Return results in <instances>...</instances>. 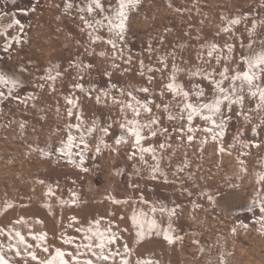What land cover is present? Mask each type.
Segmentation results:
<instances>
[{"label": "rangeland", "instance_id": "374dc122", "mask_svg": "<svg viewBox=\"0 0 264 264\" xmlns=\"http://www.w3.org/2000/svg\"><path fill=\"white\" fill-rule=\"evenodd\" d=\"M68 2L0 0V11L8 13L0 15V32L6 30L9 38L18 34V27L6 28L18 19L24 25L23 36L26 38V42L13 44L9 52L5 53L3 48L6 40L0 35V72L22 81V86L12 97L6 94L0 99V229H4L0 233V250L11 264H24L23 259H15L14 253L8 251L9 243L15 244V239L9 238V230L19 231L28 242L27 233H47L49 228L54 232L53 223L60 224L67 220L77 207L89 206L81 215L84 218L90 213L100 215L112 212L115 218L120 214L123 221L131 225L133 211L137 214L144 211L164 231L171 225V235L179 238L174 243L166 241L162 232H154L144 244H138L142 245L139 253L161 254L163 264H264V224L260 222L258 198L264 184L257 182L259 176H264V143L252 147L245 156L240 155L239 146L229 147L238 130L244 128L241 139L264 141V129H261L259 138L252 137L251 126L245 127L242 118L235 116V107L228 134L224 137V147L228 151L223 154L218 144L203 131L196 130L195 138L189 142L186 131L181 136L178 131L172 130L180 126L186 128V121L162 120L169 132L145 140L144 146L156 149L160 167L167 173V182L163 177L151 180L149 168L138 156L135 160L127 159L128 153L132 151L130 137L127 144L120 146L119 154L105 150L102 155L95 156L94 152H89L86 164L92 171L88 174L67 164L55 152L61 140H66L68 126L77 123L76 116L79 114L74 111L71 119L67 117L69 106L64 96L73 94L71 88L77 82L83 83L85 89L95 87L99 92L108 84L103 72L112 62L109 59L112 56L110 45L103 42L91 44L89 30L80 19L81 15L91 19L87 12L78 10L80 6L86 5L87 0H71L72 9L66 8ZM102 3L107 7L108 3L114 5L115 0H102ZM95 15L99 16V12ZM236 17L241 18V24L234 28V34L216 37L217 31L226 25L227 20ZM254 21L258 27L254 37L257 42L253 48L259 50L262 47L259 41L264 39V0H140L138 6L130 10L127 25L124 54L128 55L130 51L132 62L125 64L116 60L115 63L120 67L112 70L111 83L124 87L125 93L133 91L143 100L145 94L134 90L149 87L150 91L159 92L163 86L161 77L164 83L168 82L173 56H167L168 69L163 72L149 73L148 67L162 69L158 58L174 52L175 66L181 69L177 73V82L182 83L186 90L193 83L203 84L206 92H209L211 89L206 81L189 78L186 74L188 69L203 67L197 60L198 49L213 39L221 43L230 40L236 45L238 57L247 50L240 48V42L244 45L249 43L252 37L248 29ZM98 34L108 38L106 31ZM120 47L125 45L121 44ZM101 52L105 53V57L100 56ZM141 59L145 65L144 76L140 75ZM82 62L91 63L94 67L85 70L84 79L78 81L75 79V65ZM235 63L233 61L229 65L230 69ZM50 65H58L62 76L56 81L55 91H50V82L44 84L41 91L37 85L43 82L42 77ZM210 67H216L215 61ZM244 67L240 64L239 69L243 71ZM148 75L153 76L151 84L147 83ZM0 90L7 93V89L2 86ZM95 94L88 99L79 91L74 93L79 97L84 125L90 126L95 120L98 126L91 138V145L94 148L98 140L104 138L110 148L115 147L113 141L121 131L119 106L112 105L110 101L107 106L103 102L97 105ZM32 96L37 99H30ZM16 97L27 102L21 103ZM124 98L128 99L127 95ZM164 99L170 104L176 103L169 93H165ZM160 102L157 96L155 103ZM255 103V100L246 97L245 111L254 108ZM152 107L155 113V105ZM159 115L164 116L163 113ZM252 116L256 118L264 116V113L253 112ZM128 118L132 119L130 112ZM148 118L147 114L142 113L139 119L145 121ZM108 123H112L111 134L102 137L99 127ZM192 127L197 129L207 125L197 118ZM71 131L73 135H78L75 128ZM166 136L169 137V146L160 149L159 145L165 142ZM49 147L53 149L50 158L43 157L37 151L38 148ZM145 159L149 165L154 163L150 155H146ZM240 160L244 163L241 164ZM177 168L183 171L177 172ZM244 168L246 172L242 170ZM117 170L124 174L115 175ZM40 180L44 184L39 183ZM133 184L139 186L135 191L129 187ZM49 186L53 187L55 196L45 194ZM71 191L78 194L80 203L65 205L61 209L57 198L69 200ZM140 193L150 204L138 203ZM204 193H212L216 203H209ZM111 196L127 198L128 203L122 206L112 204ZM49 203L54 215L45 207ZM153 204L157 208L154 214L151 212ZM196 204L200 207L193 211V205ZM161 205L167 209L179 207L176 215L169 218L167 211H160ZM20 247L23 251V245Z\"/></svg>", "mask_w": 264, "mask_h": 264}, {"label": "snow or ice", "instance_id": "6c2138e0", "mask_svg": "<svg viewBox=\"0 0 264 264\" xmlns=\"http://www.w3.org/2000/svg\"><path fill=\"white\" fill-rule=\"evenodd\" d=\"M140 0H115V4L108 3L107 7L102 3V0H87L85 6H80L78 10L81 13L87 12L91 19H86L85 16L81 15L80 19L83 22L86 29H88V37L91 44L97 42H103L110 45L112 49V56L109 58L112 62L109 68H106L103 72L108 84L106 87L100 89L97 92L95 87H89L85 89L83 83H74L71 88L73 94L65 95L64 101L69 106L67 109V117L71 119L73 117L74 111L79 113L76 116L77 123L74 125H69V134L66 140H61L60 145L55 149V152L60 158H63L67 164L72 165L79 169L81 173L88 174L92 171L86 164L88 153L94 152L95 156H100L105 150L111 151L113 154H119V149L122 144H127L129 137L132 140L131 148L132 151L128 153L127 159L135 160L138 156L139 160L145 164L150 170L149 178L153 181L160 177L164 178L167 182V173L162 171L160 167V158L157 156L156 149L153 146H144V141L152 138L155 139L158 135L167 134L169 128L163 126L162 120L166 119L168 122L172 121H186L187 127L180 126L178 128H173V131H178L181 136L184 135L185 131L188 133V141L191 142L195 138V131H203L210 135L211 139L218 144V148L221 154L228 151L224 147V137L228 134V125L233 120V108H236L235 116L237 118H242L244 126H251L252 137L259 138L261 135V129H264V116H258L254 118L252 116L253 112L264 113V39L260 40L259 43L262 45L261 49L255 50L253 45L257 42L255 37V30L258 27L257 23L254 21L248 32L250 34V40L247 45L240 42V48L247 49L241 52L237 57L236 45L230 40H225L222 43L213 39L207 42L205 45L198 49L197 60L203 67H195L186 70V74L189 78H197L202 81H206L210 86V91L206 92L205 86L203 84H191L190 89L186 90L182 83L177 82V73L181 71L175 66V53H169L158 58V62L163 65L162 69L148 67V72H163L168 69L167 56L172 55L174 59L173 67L171 68L168 75V82L164 83L163 77H161L162 87L159 92L150 91L149 87H140L134 91L137 93L145 94L143 100L139 99L137 95L133 94V91H128L125 93L124 87H118L117 84L111 83L112 70L118 69L119 64L115 63L116 60H121L125 64H131L133 56L131 52L125 55L126 51V33L128 31V21L130 10H134ZM171 7V5H169ZM73 4L71 0L66 3L67 9H72ZM35 9H33L34 11ZM179 11V9H177ZM99 12V16L95 13ZM0 11V15H7ZM241 24V18L236 17L227 20L224 27H221L217 33L216 37L221 34L229 36L234 34V28ZM13 27L19 28V33L14 34L10 38L8 37L7 31L0 32V35L5 37L6 43L4 45L3 51L5 53L9 52L13 44L20 45L26 42V38L23 36L24 25L16 19L11 24L6 26L7 29ZM101 31H106L108 33V38L99 35ZM163 43V40H161ZM124 44L125 47H120ZM149 50L151 51V45H149ZM206 53V57H205ZM101 57H105V53H100ZM215 61L216 67H210L212 62ZM233 61L236 63L230 69L229 65ZM240 64H243L244 70L239 69ZM223 65V67H219ZM77 67L76 80L82 81L84 79L85 70H91L94 66L91 63H81L75 65ZM140 75L144 76L145 65L143 60L139 61ZM219 68V71H217ZM24 69H21L23 71ZM127 70V69H126ZM231 72V74H230ZM62 76L58 65H50L44 77H42V83L37 85V87L42 91L44 84L50 82V91L56 90V81ZM147 83L151 84L153 82V76L148 75L146 77ZM227 85V86H226ZM0 86L7 89V93L0 90V99H3L7 94L8 97H12L15 91L22 86V81L16 79L14 76L6 75L0 72ZM79 91L84 94L88 99H91L93 94H95V103L100 105L102 102L105 106L108 105L109 101L112 105L119 106V111L122 116L120 121V133L114 139L113 144L115 147L109 146L106 139L101 138L95 144L94 148L91 145V138L94 133L97 132L96 121L93 120L90 126L84 125L83 111L79 106V97L75 96L74 93ZM165 93L171 94L173 100L176 101L175 104H170L164 99ZM127 95L128 99H125ZM160 97V103L156 104V97ZM249 98L255 100V107L245 111V99ZM21 103H26L25 100H20ZM30 99L35 100L37 97L32 96ZM153 105H155L156 112H153ZM35 107V104H33ZM59 111V109H57ZM131 113L132 119L128 118V113ZM142 113L147 114L149 117L145 121H141L139 118ZM159 113H163L162 117ZM199 118L202 120L207 127L194 129L192 123L194 120ZM72 128H75L78 135L72 134ZM112 123H108L106 126L99 127V132L102 133V137H107L111 134ZM147 132V135H145ZM244 136V128L237 131L233 137V142L229 146L230 148H236L239 146L240 155L245 156L248 154V150L252 147H259L260 143H264L261 140H250L241 139ZM166 136L165 142L160 143V149H166L169 145L167 144ZM202 142H206L202 141ZM37 151L43 156L50 158L53 155V149L50 147L47 149H37ZM146 155H150L151 159L154 161L153 164L149 165L145 159ZM77 157V158H74ZM59 162V161H58ZM243 164L244 161L240 160ZM247 171L246 168L242 169ZM139 172V169H136ZM182 168H177V172H182ZM115 175H123L124 173L117 170ZM258 183L264 184V176H259ZM39 183L44 184L43 180ZM75 183V181H73ZM134 191L138 189L137 184L129 185ZM47 196H55V191L53 187L49 186ZM71 198L69 200H64L62 198L58 199V204L61 209L68 206H75L80 203L79 196L75 191L70 192ZM191 196V193H188ZM207 201L211 204H215L212 193H204ZM260 199L259 212L261 213L260 222L264 224V189L258 194ZM139 204L148 205L150 202L145 200L144 194L140 193L137 197ZM110 202L115 205H125L128 203V199H117L115 196L110 197ZM256 205V200H253V206ZM6 207H9L6 205ZM45 207L48 209L50 214L54 215L52 205L46 204ZM177 207L171 209L165 208L163 205L160 206V211H167L169 218L176 215ZM200 205H193V211L199 208ZM157 208L153 204L151 205V212L154 214ZM114 215V213H110ZM123 216L119 217V220L123 221ZM131 225L135 229L132 234V239L137 244H142L147 239H150L154 232H162L163 238L169 243H174L178 237L171 235L172 226H168V230L164 231L161 229L160 225L155 219H149V214L144 211H140L138 214L133 211L131 215ZM20 221H18L19 223ZM38 223H41L37 221ZM73 224H78L79 221L75 217L72 218ZM99 220H96L94 224L96 225V230L94 231L92 227L87 229L77 227L76 232L83 234V240L86 243L76 242L75 237L64 238V234H61V239L63 243L74 245V252H66L57 248L54 253H49V248L47 246V233L41 232L38 234L29 233L31 238L36 241V247L40 248L43 252L49 253V257L43 261L39 259L34 251H32V245L26 242L25 236L19 231L9 230L8 235L10 240L15 239V244L9 243L8 251L14 252L16 257L21 259L30 258L35 261L36 264H96L97 261L104 262V264H116V257L119 256V264H133L132 262V252L133 249L130 247L125 235L127 233V228H120L117 223L109 222V226L104 230H99ZM246 227V225H244ZM115 228L116 231H112ZM4 229H0L2 233ZM235 233V228L232 229ZM122 244L123 252L121 253V248L119 245ZM23 245V251L21 249ZM2 248V246H0ZM0 264H11V261L4 255V252L0 250ZM135 264H154L152 260H142L137 259Z\"/></svg>", "mask_w": 264, "mask_h": 264}, {"label": "crops", "instance_id": "0c3cea01", "mask_svg": "<svg viewBox=\"0 0 264 264\" xmlns=\"http://www.w3.org/2000/svg\"><path fill=\"white\" fill-rule=\"evenodd\" d=\"M88 208H89V206L88 207H77L74 209L75 211L72 214V216H69L67 220L60 222V224L53 223V227H54L55 231L53 232L49 228V232H47V246L49 248V253H54V250L57 248L61 249L62 251H66V252H74L75 251L74 245H69V244L63 243V240L61 239V234H64L65 239L68 237H75L77 243H80V242L86 243L87 241L83 240V234L75 231V229L77 227L84 228V229L92 227L93 230L95 231L96 225L94 224V222L96 220H99L100 221L99 226H98L99 230L104 231L109 226V222L111 221L112 223L119 224L120 228H122V229L127 228L128 231L124 235H125V239H127L128 243H129L130 247L133 249L132 257H131L133 264H135V261L137 259L152 260L154 262V264H163L161 254H156V253L142 254V253H139V250L141 249L142 245H138L132 239V234L134 233L133 229H132L130 223H128L126 221H120L119 220V217H121L120 214H117V217L115 218L113 215H110V213H112V212H110V213L106 212L105 214H100V215H98L99 213H97L95 215H92L90 213V215H88L84 218L81 215H82V213H85V211ZM76 211H78V212H76ZM107 214H109V215H107ZM73 217H75L76 220L79 221L78 224L72 223ZM106 218H107V220H106ZM117 218H118V220H117ZM112 231H116V229L113 228ZM29 233H27V235H26L27 239L29 240L27 243L31 244L33 246L32 251H34L36 253V255L39 257V259L41 261L47 259L49 257V253H45L40 248H37L36 247L37 242L31 238ZM33 234H38V233H33ZM119 247L121 248V253H122L123 252L122 244H120ZM12 253H14V252H11V254ZM14 256H15V254H14ZM15 259H17V257ZM19 259H21V258H19ZM23 260L25 261L24 264H36V262L32 261L30 258H26ZM119 260H120V257L117 256L116 257V264H119ZM96 264H104V262L97 261ZM109 264H110V262H109Z\"/></svg>", "mask_w": 264, "mask_h": 264}]
</instances>
